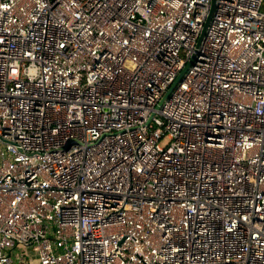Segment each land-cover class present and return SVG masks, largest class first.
<instances>
[{
    "label": "built area",
    "instance_id": "1",
    "mask_svg": "<svg viewBox=\"0 0 264 264\" xmlns=\"http://www.w3.org/2000/svg\"><path fill=\"white\" fill-rule=\"evenodd\" d=\"M210 8L0 0V264H264V0Z\"/></svg>",
    "mask_w": 264,
    "mask_h": 264
},
{
    "label": "water",
    "instance_id": "2",
    "mask_svg": "<svg viewBox=\"0 0 264 264\" xmlns=\"http://www.w3.org/2000/svg\"><path fill=\"white\" fill-rule=\"evenodd\" d=\"M214 1H215V0H211V8H210L209 15L207 16L205 26H206L207 22L209 21V19H210V17H211V14H212V12H213V9H214ZM204 29H205V27H204ZM203 31H204V30H203ZM188 64H189V63H187V64L185 65V67L181 70L179 76L174 80V82H172V84H171V88L175 85V83L179 80V78H181V75H182V73L185 71V69L187 68ZM169 90H170V89H169ZM169 90H168V91H169Z\"/></svg>",
    "mask_w": 264,
    "mask_h": 264
}]
</instances>
